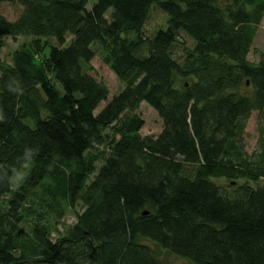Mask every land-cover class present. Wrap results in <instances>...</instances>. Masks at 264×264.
<instances>
[{"label": "trees", "instance_id": "1", "mask_svg": "<svg viewBox=\"0 0 264 264\" xmlns=\"http://www.w3.org/2000/svg\"><path fill=\"white\" fill-rule=\"evenodd\" d=\"M18 1L0 48L33 39L0 59V264H165L146 240L179 264H264V49L249 59L264 0ZM154 6L167 25L149 38ZM95 45L124 84L111 99L89 72ZM144 101L157 136L141 135ZM25 148L34 161L9 183ZM222 177L246 181L229 192Z\"/></svg>", "mask_w": 264, "mask_h": 264}, {"label": "rangeland", "instance_id": "2", "mask_svg": "<svg viewBox=\"0 0 264 264\" xmlns=\"http://www.w3.org/2000/svg\"><path fill=\"white\" fill-rule=\"evenodd\" d=\"M92 2L89 4L91 7ZM23 10V5L18 0L13 1H2L0 2V13H3L8 19L16 20L19 14ZM108 16V15H107ZM167 25V15L163 12L158 6L152 7L149 17L145 23L144 28L142 29V35L145 37H152L155 32L161 28L166 27ZM128 37L133 38L136 36L134 33L127 34ZM30 36H17V37H6L4 39V46L0 48V59L11 62L13 53L24 47L29 46L32 41ZM71 37H68L67 43L70 42ZM188 44L193 46V41L185 36ZM52 44H58L55 38L48 39ZM95 50L97 55L91 62V68L89 72L94 75L98 80L104 82L110 90L111 99L115 94L119 93L123 88L124 84L115 74V72L102 60L99 56V48L95 45ZM264 49V20L259 26L257 36L251 47L249 53V59L258 63L260 60V52ZM106 105V102L101 103V106L98 108L97 112L101 110ZM137 113L143 118L144 126L141 129L142 136H157L163 129V120L160 117L159 113L147 102H142L140 107L134 112ZM259 112L255 111L252 113L251 117L248 120L245 134V142L248 152L254 151L258 146L259 131H258V121H259ZM109 132L112 130L108 129ZM102 148V147H101ZM102 164L101 161H98V167ZM216 181L225 187L229 192H232L238 185L243 184L245 179H238L235 182L234 180L222 177L221 179H216ZM84 209L83 204L79 202L74 209H68L65 217L61 220L59 225L61 230H66L69 226L74 225L77 222V212H82ZM58 236L53 234L52 238L56 239ZM159 254L160 258L164 261L165 264H179L187 262L188 259L173 254L165 249H162L155 242L151 240H146Z\"/></svg>", "mask_w": 264, "mask_h": 264}, {"label": "clouds", "instance_id": "3", "mask_svg": "<svg viewBox=\"0 0 264 264\" xmlns=\"http://www.w3.org/2000/svg\"><path fill=\"white\" fill-rule=\"evenodd\" d=\"M38 154V149L36 155ZM34 157L29 149L25 148L22 156L18 157L19 167L13 166L11 167V178L9 179V183L12 184H20L26 178V172L29 166L33 163Z\"/></svg>", "mask_w": 264, "mask_h": 264}, {"label": "water", "instance_id": "4", "mask_svg": "<svg viewBox=\"0 0 264 264\" xmlns=\"http://www.w3.org/2000/svg\"><path fill=\"white\" fill-rule=\"evenodd\" d=\"M0 1H13V0H0Z\"/></svg>", "mask_w": 264, "mask_h": 264}]
</instances>
